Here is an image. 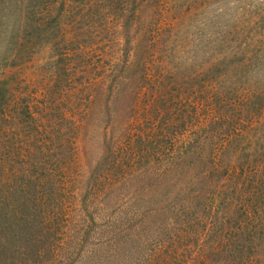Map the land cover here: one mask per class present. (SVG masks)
Segmentation results:
<instances>
[{"label":"rangeland","instance_id":"obj_1","mask_svg":"<svg viewBox=\"0 0 264 264\" xmlns=\"http://www.w3.org/2000/svg\"><path fill=\"white\" fill-rule=\"evenodd\" d=\"M87 224L101 264H264V0H0V256L81 264Z\"/></svg>","mask_w":264,"mask_h":264},{"label":"trees","instance_id":"obj_2","mask_svg":"<svg viewBox=\"0 0 264 264\" xmlns=\"http://www.w3.org/2000/svg\"><path fill=\"white\" fill-rule=\"evenodd\" d=\"M13 109H16V107H14ZM19 112V111H18ZM19 115V113L17 114V116ZM34 118H31L30 122L33 123ZM39 119V121H41V118H37ZM197 143V141H193V143L191 144H195ZM196 152V150H195ZM128 154V153H127ZM130 158L132 154H129ZM198 162V161H197ZM58 163H60V161H58ZM176 165V164H175ZM196 164L190 163H178V165H176L178 167V172L184 174V172H190L188 169L189 168H193ZM185 167H187V169H185ZM194 169V168H193ZM93 170H97V169H93ZM93 171V174L91 175V178L95 175ZM125 171L123 168L118 167L117 164L111 163L110 164V168H109V172L111 173H118V172H122ZM206 178H208V174L205 175ZM93 180L92 179H88L86 180L87 183H91ZM59 189L61 191H63L64 189L62 187H59ZM198 189V188H197ZM189 190H193V189H189ZM194 191V190H193ZM60 210H57V212H59ZM198 211V210H197ZM181 216L185 215V216H189L188 219L186 220V223L188 224L187 227L190 229V231H194L193 234H197L199 236L203 235V240L204 243L206 244V246H203L199 251L201 253L202 256H209L211 259H209V261H212L213 258L215 257L214 255H217L220 251H225V250H220V247L217 246H213L212 245V241H216L219 235V230H220V225H212L210 227H206V222H205V217L202 216V213L199 214V216L196 214L195 212H191L189 210H179ZM60 215V213L57 214V217ZM178 215V214H177ZM212 217V216H211ZM210 217V218H211ZM208 218V217H206ZM215 220H217V217H212ZM90 221H93L90 220ZM219 222V220H218ZM60 223V222H59ZM63 223V221H61V224ZM216 223V222H213ZM61 224H57L55 225L53 228H51V230H53L54 235H57V232L60 230ZM185 225V224H184ZM193 225H197V226H193ZM92 227V226H91ZM200 227V228H198ZM185 228V227H184ZM187 228V229H188ZM195 229H199L200 230V234L199 232H197ZM103 231V229L100 231V233ZM191 236V235H190ZM196 236V239L198 240V237ZM77 239V244L78 247L83 244H87V245H94L93 248H91L90 252L88 254H86L84 257H82L83 261L81 264H101V254H100V250H101V246H100V242H99V238L97 236H93V230L90 228V225L87 224L86 227L79 233V236L77 235L76 237ZM120 238L118 237V240ZM96 240V241H95ZM95 241V242H93ZM35 242V241H34ZM31 245V242L28 244ZM71 245V244H70ZM131 245L132 241H131ZM69 246V242H65V244H63L61 247ZM112 246L114 247V251L116 252V254L114 256H116L114 258V260L111 262V264H122V261L119 259V257H122V253H121V249L120 251L118 250L117 246L114 244H112ZM122 246H126L125 243L122 242L121 248ZM3 247V245H2ZM129 247V246H128ZM160 249H154L152 251L153 255V259L157 258V256L161 258L160 263H155V264H186L187 262V257L184 256V252L182 253V255L177 254V250L174 249H170L169 247H159ZM216 249V251H215ZM65 249H62V251H64ZM227 251V250H226ZM200 255V256H201ZM198 256V257H200ZM66 264H73V260L69 259V256H66ZM197 257V259H198ZM152 259V260H153ZM79 262V261H78ZM77 262V263H78ZM75 263V264H77ZM148 264H150V262H147ZM209 263L206 260H200L199 264H207ZM0 264H13V261L11 259H8L6 257L0 256Z\"/></svg>","mask_w":264,"mask_h":264}]
</instances>
